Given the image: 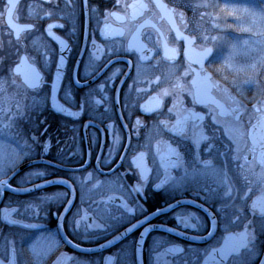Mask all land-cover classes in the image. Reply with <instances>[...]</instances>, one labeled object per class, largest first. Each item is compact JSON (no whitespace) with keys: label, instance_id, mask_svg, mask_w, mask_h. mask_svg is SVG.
<instances>
[{"label":"flooded vegetation","instance_id":"flooded-vegetation-1","mask_svg":"<svg viewBox=\"0 0 264 264\" xmlns=\"http://www.w3.org/2000/svg\"><path fill=\"white\" fill-rule=\"evenodd\" d=\"M211 16L183 0H0V264H139L137 242L140 264H202L241 232L212 264H260L248 129L264 103L217 80Z\"/></svg>","mask_w":264,"mask_h":264},{"label":"rangeland","instance_id":"rangeland-1","mask_svg":"<svg viewBox=\"0 0 264 264\" xmlns=\"http://www.w3.org/2000/svg\"><path fill=\"white\" fill-rule=\"evenodd\" d=\"M183 1L213 13L217 80L239 98L264 103V0Z\"/></svg>","mask_w":264,"mask_h":264},{"label":"water","instance_id":"water-1","mask_svg":"<svg viewBox=\"0 0 264 264\" xmlns=\"http://www.w3.org/2000/svg\"><path fill=\"white\" fill-rule=\"evenodd\" d=\"M14 1L15 0H13V2ZM11 9H12V5H11L10 10ZM10 15L11 14H8L6 16V22L12 30L18 31L19 29H21V27L27 26V25L18 24L17 22L13 21L11 19ZM64 59H65V54L60 55L59 60H58V64H57V69L59 68L60 75H59L58 79H56V80H59L61 77V68L63 67ZM34 77L37 79L39 77V75L36 74V75H34ZM58 83H59V81L55 84V86H54L55 90H54V93H52V99H54L56 103L58 102L57 98H56V91L58 88ZM195 86H197V85H195ZM200 93L201 92H200L199 87H198V94H200ZM248 138H249L250 142L252 143V145L259 144L260 146H262V153L264 154V119L258 120L257 122H255L254 124H252L249 127ZM257 159H258V161H261L260 152L257 156ZM258 197H260V196H257V197L252 199V204H251L252 207L254 206L255 201L257 200ZM135 226L136 225H132V226L128 227L123 232H121L120 234L113 237L111 239V241H109L108 243H111V242H114V241L120 239L121 237L126 235L129 231H131ZM240 234H241V241L242 242L236 243L235 242V240H237L236 238H234V239L232 238L229 241H228V239H226L225 242H222L218 248L212 249L205 256V258L202 261V264H212V262L217 261L218 258L226 259L230 254L236 253L239 249L244 247V245L246 243V242H244L245 234L243 232H241ZM230 235H228L226 238H228ZM141 247H142V242H137L136 243V256H137L139 264H140V260H141ZM263 263H264V252H263V257L261 259L260 264H263Z\"/></svg>","mask_w":264,"mask_h":264},{"label":"snow or ice","instance_id":"snow-or-ice-1","mask_svg":"<svg viewBox=\"0 0 264 264\" xmlns=\"http://www.w3.org/2000/svg\"><path fill=\"white\" fill-rule=\"evenodd\" d=\"M48 150V145H46L45 146V151H47ZM34 174H38V175H44V172L43 171H38L37 173H34ZM43 186H45V185H43V184H40V185H36V187H43ZM7 190V189H6ZM12 191H16L17 189H15V188H12L11 189ZM33 189H23V191H32ZM33 207L34 208H36V210H37V213H38V207L37 206H35V205H33ZM17 209L15 208V207H9V208H5L4 210H3V214H4V218L6 219V222H8V223H15L16 222V219H14V218H12L14 215V213H15V211H16ZM179 219V218H178ZM183 220H184V223H185V225H189L190 224V222H191V218L189 217V216H185V217H183ZM31 227H38V225H36V224H32V225H30ZM193 227H195L194 225H193ZM47 246H51V242L47 245ZM178 250H182V249H178Z\"/></svg>","mask_w":264,"mask_h":264},{"label":"trees","instance_id":"trees-1","mask_svg":"<svg viewBox=\"0 0 264 264\" xmlns=\"http://www.w3.org/2000/svg\"><path fill=\"white\" fill-rule=\"evenodd\" d=\"M212 16H213V13H212Z\"/></svg>","mask_w":264,"mask_h":264}]
</instances>
